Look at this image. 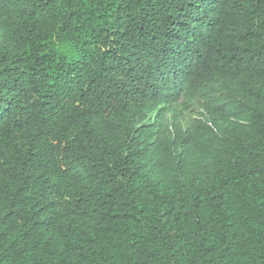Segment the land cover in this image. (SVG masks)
<instances>
[{"label": "trees", "instance_id": "trees-1", "mask_svg": "<svg viewBox=\"0 0 264 264\" xmlns=\"http://www.w3.org/2000/svg\"><path fill=\"white\" fill-rule=\"evenodd\" d=\"M0 264H264V0H0Z\"/></svg>", "mask_w": 264, "mask_h": 264}, {"label": "rangeland", "instance_id": "rangeland-1", "mask_svg": "<svg viewBox=\"0 0 264 264\" xmlns=\"http://www.w3.org/2000/svg\"><path fill=\"white\" fill-rule=\"evenodd\" d=\"M204 116L201 104L197 101L193 102L189 105V107H182L178 110L177 116H173L172 113L168 114L167 121L168 124L174 121L176 118L183 124V126H187L194 119L200 118ZM151 122H159V119L155 114L152 115Z\"/></svg>", "mask_w": 264, "mask_h": 264}]
</instances>
